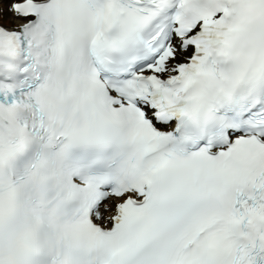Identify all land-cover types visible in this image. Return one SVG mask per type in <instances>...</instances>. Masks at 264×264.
I'll use <instances>...</instances> for the list:
<instances>
[{"label": "snow or ice", "instance_id": "snow-or-ice-1", "mask_svg": "<svg viewBox=\"0 0 264 264\" xmlns=\"http://www.w3.org/2000/svg\"><path fill=\"white\" fill-rule=\"evenodd\" d=\"M0 264H264V0H0Z\"/></svg>", "mask_w": 264, "mask_h": 264}]
</instances>
